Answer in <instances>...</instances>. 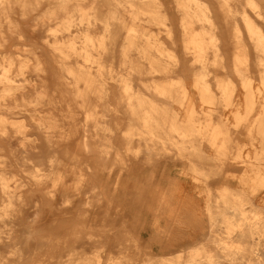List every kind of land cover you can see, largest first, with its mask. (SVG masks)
<instances>
[{
    "label": "bare ground",
    "instance_id": "bare-ground-1",
    "mask_svg": "<svg viewBox=\"0 0 264 264\" xmlns=\"http://www.w3.org/2000/svg\"><path fill=\"white\" fill-rule=\"evenodd\" d=\"M76 209L56 264H264V0H0V264Z\"/></svg>",
    "mask_w": 264,
    "mask_h": 264
},
{
    "label": "rangeland",
    "instance_id": "rangeland-1",
    "mask_svg": "<svg viewBox=\"0 0 264 264\" xmlns=\"http://www.w3.org/2000/svg\"><path fill=\"white\" fill-rule=\"evenodd\" d=\"M117 58H118V55H116V59ZM124 122H125V120H122V124ZM117 141L119 142L121 140H117ZM62 156L65 157L64 155H62ZM69 159L72 162V159L71 158H69ZM177 168L174 167L173 169H171L172 171L169 170V175H174L175 172L178 171ZM153 181H154V183L151 185V187H154L156 189H161L160 191L166 190V188L168 187L167 185L170 183V182H162L160 180H153ZM153 181H150L149 183H152ZM162 183H164L165 187L162 186ZM155 186H157V187H155ZM123 193H121V192L117 193L116 192L114 194V196H113V199L117 200V201H122L123 205L125 207H127V206H129L130 203H128V197L126 198L127 193L126 192H123ZM187 195H191L192 197H195L194 193H193V189H192V191L190 190L189 194H187ZM260 200H261V198L257 196L255 201L258 202ZM55 209L60 211L58 206L54 207V210ZM112 210H113V206H112V208L110 210L107 211V214L102 216V218H101V216H99V211H96L97 212L96 216L91 218V214H90L89 217L85 218V222H87L88 224H94V223L98 224L101 221H103V219H104V221H106V222L107 221H110V222L113 221V223L114 222L116 223L118 218H117V216L115 215V213ZM78 212H79V210L77 211V209H76V212L74 211L73 215L66 216V217L63 218V220L60 219L61 221L58 222V224H57L58 227L57 228L62 230V236L60 237L59 241H56V235H55L56 230L52 234H50L48 239H45V240L42 239L44 241V244L41 247L42 248L41 249L42 254L40 256L41 257L40 258L41 259L40 260L41 264H56L58 261L66 259L65 257H62V255L66 254L68 248H70V246H71V244L73 242L74 224H75V221L77 220ZM149 220H150V218H149ZM45 229H46L45 227H44V229H42V231L40 232L41 235L45 234V232H44ZM159 235L160 234H154V233H151V232H147L146 230H142V235H140L142 237H141V240H139L140 241L139 245L145 250L146 243H149V244H152V246H154V248L152 247L153 252H161V246L160 245H158L156 243H153V242H149L147 240L148 237L156 238ZM164 237L169 238L168 235L167 236H163L162 238H164ZM183 244L186 247L188 245L187 242H183ZM182 247L183 246H181V248L180 247L179 248L183 249L184 247L183 248ZM34 253L35 252L32 251L31 257L29 259L28 264H32V262L37 260V257H36V255ZM144 258H145L144 257V253L140 252L138 254V257H137L136 261L137 262H139V261L141 262ZM103 261H105V258L103 259Z\"/></svg>",
    "mask_w": 264,
    "mask_h": 264
},
{
    "label": "crops",
    "instance_id": "crops-1",
    "mask_svg": "<svg viewBox=\"0 0 264 264\" xmlns=\"http://www.w3.org/2000/svg\"><path fill=\"white\" fill-rule=\"evenodd\" d=\"M154 183V181L152 183H149V186L148 188L149 189H154V187H151V185ZM190 183H188V181H182V180H179V181H175V182H172V183H169L167 186L168 187H171V186H175L176 188L180 189V192L184 195L186 194H189L190 192V188L191 186H189ZM162 186L165 187L164 183H162ZM157 187V186H155ZM192 191V190H191Z\"/></svg>",
    "mask_w": 264,
    "mask_h": 264
}]
</instances>
